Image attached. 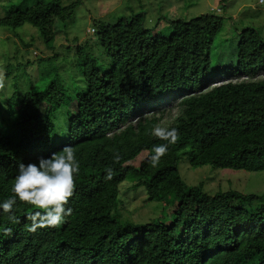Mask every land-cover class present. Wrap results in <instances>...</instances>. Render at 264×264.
<instances>
[{
  "label": "trees",
  "instance_id": "1",
  "mask_svg": "<svg viewBox=\"0 0 264 264\" xmlns=\"http://www.w3.org/2000/svg\"><path fill=\"white\" fill-rule=\"evenodd\" d=\"M77 4L23 0L0 25L29 24L49 50L57 25L72 18ZM223 21L215 13L177 19L168 34L145 28L140 13L99 22L95 42L106 67L77 45L82 78L71 93L54 67L42 89L15 86L0 99V201L13 195L19 163H38L65 145L79 161L65 205L72 213L59 227L29 232L27 218L39 209L24 202L14 206L17 222L0 211V264H264V193L209 194L201 184H185L178 171L187 142L196 145L192 167L264 171V39L253 28L237 30L236 58L212 67L211 45ZM4 68L8 79L14 68ZM157 125L175 127L178 138L152 167L153 145L167 143L152 135ZM127 178L145 188L148 202L174 204L169 223L114 217Z\"/></svg>",
  "mask_w": 264,
  "mask_h": 264
},
{
  "label": "rangeland",
  "instance_id": "2",
  "mask_svg": "<svg viewBox=\"0 0 264 264\" xmlns=\"http://www.w3.org/2000/svg\"><path fill=\"white\" fill-rule=\"evenodd\" d=\"M23 0H0V19L11 6ZM61 5L77 2L73 16L65 24H58L59 35L52 49H47L40 41L39 32L29 24L15 29L0 25V99L8 98L15 86L19 92L42 89L54 76L52 69L58 67L60 80L71 93L82 78L77 66L76 46L89 48L92 56L106 67L103 50L96 45L95 29L99 22L111 24L119 18L130 19L135 14L143 15V25L154 33L168 34L171 23L177 19L189 20L202 14L215 13L224 18L223 28L214 38L210 60L212 67L236 58L237 30L246 27L258 31L264 39V0H58ZM220 9V11H218ZM23 44L30 45L24 48ZM86 44V46L84 45ZM52 50V51H51ZM53 57V58H50ZM29 61L30 64L24 63ZM14 70L8 79L4 77L5 65ZM61 76V77H60ZM264 77V74H261ZM58 78V79H59ZM61 80V81H62ZM214 81L212 84H219ZM79 83V84H78ZM92 106H99L98 99H92ZM62 110L56 120L64 118ZM8 118L6 117V122ZM194 144L186 143L181 149L178 171L187 185L201 184L202 189L213 194L219 190L235 189L243 193H264V171L246 172L242 170L220 169L210 165L192 167L190 160L195 154ZM141 153L131 164H136L144 156ZM119 203L112 212L121 222L145 224L152 219L166 223L171 220L174 204L148 202L143 186L134 187L127 178L119 185Z\"/></svg>",
  "mask_w": 264,
  "mask_h": 264
},
{
  "label": "clouds",
  "instance_id": "3",
  "mask_svg": "<svg viewBox=\"0 0 264 264\" xmlns=\"http://www.w3.org/2000/svg\"><path fill=\"white\" fill-rule=\"evenodd\" d=\"M219 11V9H218ZM152 135L167 143L153 145L149 164L156 167L168 151L169 145L178 138L175 127L152 129ZM79 173V161L72 145H65L60 152L51 154L48 158H40L38 163H19L11 187L12 196L0 201V211L8 213V219L17 222L13 209L17 202L34 206L39 211L31 214V223L27 225L29 232L38 229L56 228L71 215L72 209L66 208L69 198L75 189V176ZM111 169L107 170L106 179H110Z\"/></svg>",
  "mask_w": 264,
  "mask_h": 264
}]
</instances>
